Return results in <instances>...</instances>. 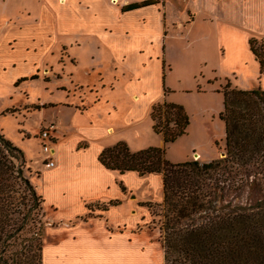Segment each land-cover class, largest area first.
Instances as JSON below:
<instances>
[{
  "label": "rangeland",
  "instance_id": "rangeland-1",
  "mask_svg": "<svg viewBox=\"0 0 264 264\" xmlns=\"http://www.w3.org/2000/svg\"><path fill=\"white\" fill-rule=\"evenodd\" d=\"M70 1L77 3L78 0ZM104 1L113 4L121 0H79L78 3L87 6V11L101 12L102 18H108L110 20L108 23L111 22L114 28L116 22L112 17V11L106 8ZM189 3V0H158L156 6L160 14L162 13V28L160 16L158 18L154 11L156 7H144L140 10H151L148 17L146 15L148 20H145L148 22L147 34L153 35L152 44L151 42L150 45L148 44L150 48L145 45L142 49V52H147L149 56L142 60L144 68L139 74L140 81L133 89L126 85V79L119 75L113 88L104 89L107 101L92 106L89 105L100 99L95 84L89 82L85 85L79 84L66 72V44L60 42L61 40L53 48L54 46L49 45V41L39 42L27 37L24 33L26 27L20 30L23 33L16 32V37L13 35L4 39L0 36V132L21 149L25 158L24 174L28 178L34 174L32 173L35 172L34 166L39 163L42 156L41 141L37 136L39 128L44 124L52 123L55 134L52 141L55 142L58 123L63 122L65 126L66 121L71 118L66 108L82 111L74 114L72 121L79 126L80 132L85 136H98L106 125H111L120 130L122 138L130 149H136L163 144L161 135L151 129L152 120L149 118V110L152 103L160 102L165 97L180 103L188 116L185 132L164 144L166 158L173 162L185 159L203 162L223 155V122L218 117L222 108L220 89L226 80L231 86H236L234 82L244 84L246 79L250 82V87H263L259 82L262 73L258 74L257 71L256 78L254 80L252 78L255 65L247 46L248 37L254 36L261 41L262 38L256 35L257 25L255 28L248 27L249 35L245 38V34L233 29L228 31L219 28L215 21L203 18V12L198 9L197 12L193 11L192 18V13L186 9ZM37 5L35 0H0V29L10 21L16 23L29 19L30 16L25 15L26 11L20 8L28 6L38 13L40 9ZM161 11L165 14L163 15L164 12ZM164 16L168 17V21H164ZM83 18L85 20L89 18L84 11ZM14 25L20 26V24ZM11 27L9 26L8 29L10 30ZM156 32L158 36L155 35ZM21 37L26 42L22 45ZM86 38L90 41L85 40ZM73 39H77L79 45L71 46L70 51L76 60L74 63H68V66L75 79L86 82L93 76L96 77L90 72L92 65L101 66L104 78L112 79L114 70L110 52L106 48L95 47L94 40L97 41L98 38L85 37L76 32L66 33V43ZM155 43L159 45V51L153 55L158 48ZM21 47H26L25 51L33 53L34 56L30 72L25 71L23 74L25 79L14 84V80L18 77L14 74L22 65L26 68L22 63L18 67L20 58L18 50ZM138 58L132 59L133 68L138 69ZM153 58L159 63V69ZM16 64L18 65L14 68L11 67ZM31 73H35V77L30 78ZM135 75L137 76V73ZM235 77H238L237 80H234ZM132 90L136 93L134 98ZM147 98L157 99L149 103L148 110ZM112 105L115 106L116 111L111 113L110 110L111 114L106 115V109H110ZM130 118L136 122L128 127L126 121ZM89 121L92 124H89ZM111 137L116 139L113 135ZM111 137L105 139V144L111 143ZM252 169L254 170V167ZM240 171L249 170L241 168ZM243 192L241 200L247 196L246 188ZM37 203L36 218L39 219L40 226L37 227V222L28 223L22 235L38 233L39 244L42 245L46 228L45 210L39 199ZM90 207L99 208L100 205L94 202ZM150 212L152 220L148 225L157 227L159 235L158 226L161 222L159 206L152 205ZM40 249H36V261L43 264Z\"/></svg>",
  "mask_w": 264,
  "mask_h": 264
},
{
  "label": "crops",
  "instance_id": "crops-1",
  "mask_svg": "<svg viewBox=\"0 0 264 264\" xmlns=\"http://www.w3.org/2000/svg\"><path fill=\"white\" fill-rule=\"evenodd\" d=\"M35 1L38 3L37 6L40 11L36 13L30 7L22 6L20 9L25 10V15L30 16V18H23L24 22L14 23L15 21H10L0 29V36L4 39L13 35L16 37V32L23 33L20 30L26 27L24 33L27 37L39 42L49 41V45L54 46L53 48L61 40L60 42L66 44V72L79 84L85 85L88 82L95 84L96 93L100 99H96V102L89 106L107 101L104 89L113 88L114 83L119 79V75L126 79V85L135 89L134 85L140 81L139 74L144 68L142 60L149 56L146 54L147 52H142V49L145 45H150L153 37V35L147 34L146 29L148 23L146 22L148 20L146 15L148 17L151 10H140L144 7H156L154 11L158 18L160 16V27L162 28V13L160 14L157 9V2L121 10L120 7L123 4L132 2V0H121L113 4L104 1L106 8L110 12L112 11V17L117 24L113 28L111 22L108 23L110 21L108 18H102L101 12L100 15V13L92 10L87 11V6L78 3L79 0L77 3L70 0ZM189 1L186 9L192 13V18L193 11L197 12L198 9L203 12V18L208 21H215L219 28L228 31L233 29L245 34V38L249 35L248 27L255 28L257 25L258 28H255L256 35L261 37L264 43V0ZM82 10L89 17L88 20L83 18ZM163 19L168 21V17L164 16ZM118 21L121 22L118 23ZM176 23L178 24L179 21ZM14 24H20V26ZM165 25L167 27V24ZM9 26L15 30H9ZM70 32H76L85 37L98 38L97 41L94 40L95 47L106 48L110 52L114 70L112 79H105L100 69L101 66L94 65L90 67V72L94 73L96 77L93 76L86 82L75 79L68 63L75 62L76 59L70 48L72 45H79V41L73 39L66 43V33ZM155 35L158 36V32ZM24 38L21 37V45L26 43V38ZM85 40L90 41L89 38ZM155 45L158 48L153 55L159 51V45L157 43ZM25 48L21 47L18 50L20 53L18 67L22 63L26 65V68L22 65L21 68L25 69L21 70L20 68L14 76H25L23 75L25 71L30 72L34 55L31 52L27 53ZM250 54L255 65L254 75H252L254 80L258 71V63L251 52ZM136 57H139L137 59L138 69L133 68L131 63L132 59ZM152 60L156 61V58ZM155 63L159 69V63L157 61ZM17 65L11 67L14 68ZM98 70H100L99 74ZM237 78L235 77L234 80ZM245 81L244 84L234 83L239 88H250L248 79ZM259 82L263 84L262 88H264V73L261 74ZM132 92L134 98L136 93L133 90ZM139 93L144 94L143 92ZM155 99L147 98V110L149 103ZM163 99L173 101L165 97ZM115 109V106L112 105L110 109H106V115L114 113ZM66 111L70 113L71 118L66 121L65 126L63 122L58 123L57 139L51 143L50 156L53 164L46 165L44 163L45 155L40 150L41 159L34 166L35 172L32 171L34 174L29 178L41 194L42 207L45 210L46 228L41 247L42 263L162 264L163 251L158 240V228L148 225L152 220L151 212L146 205L141 204L144 201L159 202L162 199L161 174L148 172L138 175L133 170L118 172L115 169L104 167L97 160V153L101 147L112 144L116 140L125 141L120 130L111 125H106L100 135L87 137L80 132L79 126L72 121V116L80 111H75L73 108H66ZM134 122L136 120L127 119L126 126L130 127ZM89 124L92 123L89 121ZM51 134L52 137L55 136L54 132ZM111 135L115 136L116 139H113ZM109 137L112 138L111 143L105 144V139ZM113 199H117V202L108 203L109 200ZM94 202L98 203L100 207L91 208L90 204ZM103 204L105 208H101Z\"/></svg>",
  "mask_w": 264,
  "mask_h": 264
},
{
  "label": "trees",
  "instance_id": "trees-1",
  "mask_svg": "<svg viewBox=\"0 0 264 264\" xmlns=\"http://www.w3.org/2000/svg\"><path fill=\"white\" fill-rule=\"evenodd\" d=\"M157 1H132L120 9ZM247 43L258 74L264 73V43L254 36ZM220 92L222 156L203 162L168 160L164 144L185 132L188 116L180 103L166 100L152 103L149 110L151 129L161 135L162 145L130 149L120 139L97 153L104 167L118 172L161 174L162 199L141 204L149 210L159 206L163 264H264V89L239 88L226 80ZM24 164L21 149L0 132V264H39L40 235L22 232L28 223L37 222L39 228L36 209L42 196L24 174ZM244 188L247 196L241 200Z\"/></svg>",
  "mask_w": 264,
  "mask_h": 264
},
{
  "label": "built area",
  "instance_id": "built-area-1",
  "mask_svg": "<svg viewBox=\"0 0 264 264\" xmlns=\"http://www.w3.org/2000/svg\"><path fill=\"white\" fill-rule=\"evenodd\" d=\"M53 124L52 123H47L44 124L43 127L41 126L39 128L38 134L37 136L39 137L40 141H41V151L42 153H44V163L46 165H52L53 164V160L50 156V153L52 151L51 148V143H52V132H53Z\"/></svg>",
  "mask_w": 264,
  "mask_h": 264
},
{
  "label": "bare ground",
  "instance_id": "bare-ground-1",
  "mask_svg": "<svg viewBox=\"0 0 264 264\" xmlns=\"http://www.w3.org/2000/svg\"><path fill=\"white\" fill-rule=\"evenodd\" d=\"M60 1H63V0H60ZM197 156V155H196Z\"/></svg>",
  "mask_w": 264,
  "mask_h": 264
}]
</instances>
